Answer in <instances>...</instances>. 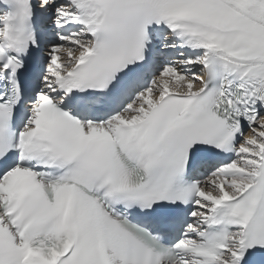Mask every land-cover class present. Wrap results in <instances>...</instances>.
Returning a JSON list of instances; mask_svg holds the SVG:
<instances>
[{"label":"snow or ice","instance_id":"6c2138e0","mask_svg":"<svg viewBox=\"0 0 264 264\" xmlns=\"http://www.w3.org/2000/svg\"><path fill=\"white\" fill-rule=\"evenodd\" d=\"M0 264H264V0H0Z\"/></svg>","mask_w":264,"mask_h":264}]
</instances>
